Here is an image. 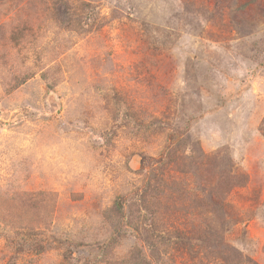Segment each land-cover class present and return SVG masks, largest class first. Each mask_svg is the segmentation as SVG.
I'll return each instance as SVG.
<instances>
[{"label":"rangeland","instance_id":"rangeland-1","mask_svg":"<svg viewBox=\"0 0 264 264\" xmlns=\"http://www.w3.org/2000/svg\"><path fill=\"white\" fill-rule=\"evenodd\" d=\"M0 264H264V0H0Z\"/></svg>","mask_w":264,"mask_h":264},{"label":"trees","instance_id":"trees-1","mask_svg":"<svg viewBox=\"0 0 264 264\" xmlns=\"http://www.w3.org/2000/svg\"><path fill=\"white\" fill-rule=\"evenodd\" d=\"M119 203L117 202V203H115V205H114V209L116 210V213H118V214H120V213H122L123 211H122V208H121V206H119L118 205ZM119 207V208H118Z\"/></svg>","mask_w":264,"mask_h":264}]
</instances>
